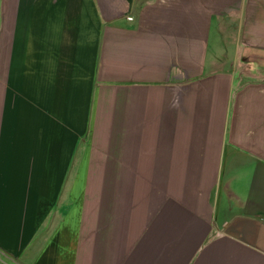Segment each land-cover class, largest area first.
<instances>
[{
    "label": "crops",
    "instance_id": "obj_1",
    "mask_svg": "<svg viewBox=\"0 0 264 264\" xmlns=\"http://www.w3.org/2000/svg\"><path fill=\"white\" fill-rule=\"evenodd\" d=\"M0 264H264V0H0Z\"/></svg>",
    "mask_w": 264,
    "mask_h": 264
},
{
    "label": "built area",
    "instance_id": "obj_2",
    "mask_svg": "<svg viewBox=\"0 0 264 264\" xmlns=\"http://www.w3.org/2000/svg\"><path fill=\"white\" fill-rule=\"evenodd\" d=\"M128 19H131V17H128Z\"/></svg>",
    "mask_w": 264,
    "mask_h": 264
}]
</instances>
